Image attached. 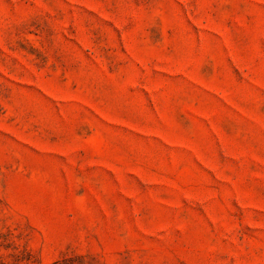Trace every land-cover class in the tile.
Returning <instances> with one entry per match:
<instances>
[{"label":"rangeland","instance_id":"1","mask_svg":"<svg viewBox=\"0 0 264 264\" xmlns=\"http://www.w3.org/2000/svg\"><path fill=\"white\" fill-rule=\"evenodd\" d=\"M0 264H264V0H0Z\"/></svg>","mask_w":264,"mask_h":264}]
</instances>
